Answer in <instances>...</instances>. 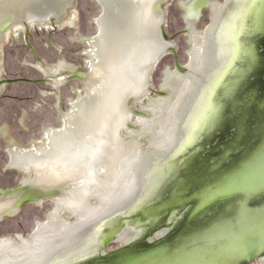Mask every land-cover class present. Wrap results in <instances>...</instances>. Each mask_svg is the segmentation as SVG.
<instances>
[{
    "label": "rangeland",
    "instance_id": "obj_1",
    "mask_svg": "<svg viewBox=\"0 0 264 264\" xmlns=\"http://www.w3.org/2000/svg\"><path fill=\"white\" fill-rule=\"evenodd\" d=\"M182 1L187 0H167L163 5L165 17L160 33L164 39L166 53L160 58L154 74L150 76L151 85L148 92L142 99L134 101L135 113L130 123L134 128L139 129L137 126L140 120L139 114L147 109L150 113L143 114L147 117L145 120L151 123V127L147 129L153 130L156 134V144H165L172 140V147L165 154H162L163 146L158 147V153L149 162L146 170L145 162L150 158L147 155L139 156L136 151L132 156L116 158L113 161L114 169L118 172L116 178L110 181L106 177L97 184L108 189L109 195L107 199L101 200L104 203V214L103 211H98L96 214L101 217L106 216L105 211L112 205L113 208L118 206L119 209L117 211L111 209L116 213L109 214L108 218L86 229L84 234L89 236L87 240L83 239L76 245L72 243L73 245L70 246L73 247L56 252L50 260L46 259L44 262L40 259L42 262L40 264H70L95 254L104 224L116 217H131L137 213L136 211L143 209L171 177L167 178L173 167L172 160L188 147L179 158L180 176L171 180L166 185L164 193L152 204L158 203L156 206H159L161 205L159 202L166 197L161 203H169L173 199V185L179 182L183 174L185 182L182 187H178L181 193L190 190L191 192L187 193L191 195L205 189L213 178L222 172L225 163L244 151L252 140L260 119L264 120V112L256 111L260 108L259 105L261 106L260 101L264 99V30L251 32L246 37V43L254 49V57L244 56L246 52L243 46V38L251 28V18L257 16L261 19L264 14V0H214L221 8L217 12L219 16L224 11L216 28V38L224 37L228 32L231 39L229 41L227 36L226 50L210 76L207 67L199 71L189 69L179 75L176 73L178 69L173 51L176 52L179 65L183 69L190 65L191 53L199 54L201 57L203 55V48L196 49L192 43V34L186 22ZM63 9L64 15L61 16L62 21L59 24L50 25L49 22L35 25L29 32L23 24H19L7 31L3 38L0 37V192L19 189L23 181L31 177L7 169L9 152L13 146L8 138L3 137L1 130L9 129L10 135L20 146L30 148L33 143L40 141L48 130L61 129L64 126L65 115L72 110V103L77 101L86 89L84 75L92 72L86 55L91 50L90 43L100 33L98 20L104 14L103 6L98 0H72V3L65 5ZM216 10L212 12L208 9L202 14L196 24L200 34H204L211 25ZM146 12L147 10L138 13L133 24L136 30L133 38L136 41L137 51L157 45L159 42L157 18L149 17ZM8 17L10 16L4 9H0V25ZM223 41H226V37L222 38V44ZM215 48L217 46L212 45V49ZM256 60H258L257 65ZM41 62L44 65L39 64ZM60 63L64 64L63 69L59 72V76L54 75L52 72ZM66 66L71 67L72 72L80 75L83 80L71 78L72 76L64 71ZM168 69L177 76L172 78L166 87L171 95L165 100L169 104L163 110L159 106L162 100L159 96L168 97L169 92H162ZM230 75H232L228 82L230 87H227L220 97L223 110L219 114L216 100ZM45 76L53 81V88L58 90L60 105L57 94L52 93ZM59 78L65 80L60 88L55 87V81ZM213 95L214 105L213 110H210ZM191 97L195 99L190 103ZM212 119L216 120L213 126L202 132ZM160 120L164 122L156 133L154 127ZM142 144L145 151L152 149L146 141ZM228 150H231L229 157H224ZM129 159L131 162L134 160L133 164L129 165ZM99 171L106 174V167H102ZM56 199L41 205L27 204L15 217L0 219V241L15 238L18 234H23L27 238L36 229L38 223H48L49 220L46 218L48 212L55 208ZM95 207L97 205L93 204V208ZM176 207L179 206L173 209ZM194 207L196 203H192V208ZM219 210L220 206H214L197 217L195 224L207 221ZM92 211V215H95L94 210ZM164 214L157 215L152 222L146 221L140 225L136 233L126 230L119 240L123 243L133 240L132 246H146L156 240L158 234L164 232L172 235L180 228L184 218L180 213ZM73 219L68 213L63 217V221L68 222L70 226L78 224L77 221L70 223ZM143 219L145 218L141 215L140 220ZM81 229L82 226L64 229L56 237L74 241L75 237L79 239V232L82 236ZM121 242L115 240L105 250L98 251L93 255L94 257L83 263L102 256L104 252L110 253L121 248L123 246ZM30 250L31 247L21 244L14 246L0 255V264H21L19 260L25 262L32 256ZM253 264H264V257L263 260Z\"/></svg>",
    "mask_w": 264,
    "mask_h": 264
},
{
    "label": "bare ground",
    "instance_id": "obj_2",
    "mask_svg": "<svg viewBox=\"0 0 264 264\" xmlns=\"http://www.w3.org/2000/svg\"><path fill=\"white\" fill-rule=\"evenodd\" d=\"M98 1L104 9L103 16L98 20L100 33L90 43L91 50L86 55L92 72L84 75L86 89L83 95L72 103V110L65 115L64 126L61 129L48 130L45 136L33 143L30 148L20 146L17 140L10 135L9 129L1 130L3 137L8 138L13 146L9 152L7 169L31 177L23 181L21 189L0 192V216L12 218L14 213L24 205L42 204L57 198L55 200L57 207L51 215V223L41 224L39 232L33 235L34 238L45 241L40 248L47 247L51 238L61 233L63 229L70 228L61 220L60 213L63 210H69L76 214L78 222H84L89 212L85 211L84 207L81 208V205L92 208L88 193L92 190L94 197L99 201L108 198L109 190L93 182L94 166L106 167V174L100 173L102 174L99 176L100 180L108 177L112 181L116 178L117 173L114 170L113 161L118 154L126 152L130 145L129 141L133 139L132 136H127L120 130L131 117L130 110L133 109L134 101L145 96L149 78L154 74L160 57L164 53L162 40H159L157 45L147 47L142 51L133 50L135 41L133 36L136 32L133 24L137 14L148 10L152 3L154 5L152 9L156 15H159L160 6L166 0ZM70 3L72 0H0V9H4L10 16L0 25V30L7 23H13V27L18 24H27L30 29L35 25L49 23L52 19L58 20L64 15L63 7ZM182 7L186 12L188 25L193 29L196 49L203 48V60L201 55L192 53L189 66L194 71H199L208 67L213 58L212 45L218 19L211 23L204 34H199L193 23L198 21L208 9V0L183 1ZM156 21L158 22V19ZM6 32L0 34V37L3 38ZM58 65L52 72L54 75H57L64 66L62 63ZM187 71L189 70L185 67L179 72L186 73ZM67 73L72 76L71 78L83 80L78 74ZM175 76L171 71L165 75L167 82ZM64 81L63 78L57 79L55 87H62ZM213 98L214 95L211 99L210 110H213ZM168 104L169 102L165 100L159 102L163 110ZM139 125L146 128L151 127V123L145 119H140ZM185 151L186 149L172 160L173 167L167 178L174 174L176 160ZM230 151L228 150L224 157L229 156ZM183 175L174 186L173 199L169 203L156 206L158 209L153 214L154 216L165 211L160 209L161 206L166 207L170 204V209L179 206L177 203L181 199V191L176 192V189L183 186L185 182ZM245 176L243 181L246 183L249 181L264 182V164L260 168L251 170ZM220 181L223 180L220 179L217 182ZM74 184V197L72 199L62 197L66 195L68 187ZM203 190L191 194L188 202L197 205L198 194ZM148 210L142 209L139 214L146 218ZM117 218L106 222L101 233L106 225ZM258 240L260 243L258 246L263 245L264 234L262 232ZM14 241L13 239L1 240L0 255L11 250L14 247ZM76 261L79 260L70 264Z\"/></svg>",
    "mask_w": 264,
    "mask_h": 264
},
{
    "label": "water",
    "instance_id": "obj_3",
    "mask_svg": "<svg viewBox=\"0 0 264 264\" xmlns=\"http://www.w3.org/2000/svg\"><path fill=\"white\" fill-rule=\"evenodd\" d=\"M61 21L62 18L59 21L52 19L50 25L59 24ZM250 25L249 32L243 38V46L246 52L244 56L254 57V49L246 43V37L251 32L264 30V14L261 19L253 16ZM23 26L29 32L30 29L27 24H23ZM12 27L13 23L4 24L0 34L9 31ZM173 52L176 56L177 69L183 71L177 60L176 52ZM255 62L257 65L258 60ZM231 76L225 81L216 100L219 114L223 110L220 97L227 87H230L228 82ZM259 104L257 106L259 105L260 108L256 111L264 112V99ZM215 121L212 119L202 132L210 129ZM255 130L252 140L246 145L244 151L238 157L236 156L225 163L222 172L214 177L212 182L198 194L196 207L192 208V202H188L190 195L187 192L190 190L181 193V199L177 203L179 207L172 210L170 204L166 207H160L162 211L165 210L164 213L166 214L162 213L164 215L170 212L175 215L180 213L184 218L180 228L172 235L164 232L158 234L157 239L149 242L146 246H132L133 240L128 243L119 240L126 230L136 233L140 225L146 221L152 222V219L157 216L153 214L157 212L158 207L156 208V205L158 203H152L164 193L166 185L171 180L180 176L179 158L181 155L176 160L177 165L174 174L162 185L153 199L143 207V210L149 209L148 211H150V213L146 212V218L140 220L141 215L139 213L142 211L140 209L131 217H120L106 225L99 237L96 253L105 250L115 240L121 242L123 246L110 253L104 252L102 256L90 262L83 263L94 257L93 255L96 253L73 264H253L258 260H263L264 243L258 246L260 245L258 239L261 232L264 234V182L249 181L246 183L243 181L245 175L249 174L251 170L260 168L264 164V120L260 119ZM257 143L259 145H256ZM220 179L223 181L217 182ZM176 192L180 191L176 189ZM166 198L161 202L165 201ZM161 202L159 204H163ZM217 205L220 206L217 214L207 221L195 224L197 217ZM244 209L245 215L243 216ZM106 231L109 232L104 234Z\"/></svg>",
    "mask_w": 264,
    "mask_h": 264
},
{
    "label": "flooded vegetation",
    "instance_id": "obj_4",
    "mask_svg": "<svg viewBox=\"0 0 264 264\" xmlns=\"http://www.w3.org/2000/svg\"><path fill=\"white\" fill-rule=\"evenodd\" d=\"M167 1V0H166ZM165 1V2H166ZM164 2V3H165ZM183 2V1H182ZM164 3L163 4H161V6H160V13H159V15H156L155 14V11L152 9V5H153V3L150 5V7L148 8V10H147V14H149V17H155V18H157L158 19V29H159V31H157V36H158V41L159 40H162V42H163V45H164V53L162 54V56L161 57H163V56H165V53H166V47H165V43H164V39L162 38V36H161V33H160V31H161V25L163 24V22H164V17H165V15H164V12H163V5H164ZM208 5H209V7H208V9H210V10H212V12L214 11V10H216V12H215V15H214V17H213V21L215 22L217 19H218V22H219V20L220 19H222V17H223V12L220 14V16H219V13H217L219 10H221V8H220V5L218 4V3H215L214 2V0H208ZM154 6V5H153ZM207 9V10H208ZM141 12V11H140ZM139 12V13H140ZM160 18H159V17ZM219 16V17H218ZM148 17V16H147ZM200 19H201V17L198 19V21H195L194 23H193V26L195 25V27H196V24L200 21ZM186 22H187V25H188V21L186 20ZM3 23V22H2ZM1 23V24H2ZM189 26V29H190V32H191V34H192V40L194 39V33H193V29H192V27L190 26V25H188ZM31 28V27H30ZM207 30V29H206ZM196 31L199 33V31L197 30V28H196ZM216 31L217 30H215V34H216ZM206 31H204V33H205ZM200 34V33H199ZM227 36H228V32L226 33V36H224V37H220V38H216V35H215V38H214V44H213V47L215 46H217V48H215V50H213V58H212V60H211V62H210V64L208 65V67L206 68L207 69V72H208V74H209V76L213 73V71H214V66L216 65V63L218 62V60L223 56V54H224V52H225V46H226V44L228 43V39H227ZM226 37V41H223L224 43L222 44V38H225ZM228 38H229V41H230V39H231V36H228ZM1 42V41H0ZM192 43H193V45L195 46V44H194V41H192ZM170 45V44H169ZM170 47H171V45H170ZM133 50H136V41H134V43H133ZM160 57V58H161ZM191 59H192V53H191ZM190 63H191V60H190ZM158 66V65H157ZM190 66V65H189ZM186 67V68H188V70L190 69V70H193V69H191L190 67ZM157 68V67H156ZM63 69V68H62ZM60 71H62V70H60ZM64 71L66 72H70V74H73L74 72H72V68L71 67H68V66H66V67H64ZM168 71H171V69H168L167 70V72ZM194 71V70H193ZM155 72V71H154ZM172 72V71H171ZM173 73V72H172ZM176 73H177V75H179V74H183V73H181V72H179L178 70L176 71ZM59 74V73H58ZM57 74V75H58ZM176 75V74H175ZM176 75V76H177ZM175 76V77H176ZM174 78V77H173ZM171 81V79L170 80H168V82H167V80L165 79V81H164V88H162V92H169L168 93V97H164V95H160L159 96V99H162V100H166L167 98H169V96L171 95L170 94V91L168 90V88H166V87H168V83ZM66 83V82H65ZM151 83V80H150V78H149V81H148V83H147V85H146V90H145V94L148 92V90H149V87H150V84ZM144 94V95H145ZM193 99H195V97H191V99H190V103L192 102V100ZM133 105H134V103H133ZM131 111V117L126 121V123H125V125L121 128V130L120 131H122L125 135H127V136H132L133 137V139L131 140V141H129V143H130V145H129V147H128V149L126 150V152H124V153H121V155H119L118 154V156L116 157V158H125V157H129V156H132L133 155V153L134 152H136L137 151V154L139 155V156H145V155H147L148 157H150L148 160H147V162H145V170L147 169V167H148V165H149V162L154 158V155H156L158 152H157V148L158 147H160V146H163V147H161V149H163V152H162V154H165L166 152H167V150H169L171 147H172V145H173V141L171 140V141H168V142H165V144H166V147L164 148V145L165 144H156V134H154L153 133V130H148L146 127H144L143 125L141 126V125H139V124H137V126L139 127V129H136V128H134L130 123H131V121H132V118H133V115H134V109H132V110H130ZM145 112H149L150 113V111H148L147 109L146 110H142L141 111V113L139 114V117L138 118H140V119H146L147 117L143 114V113H145ZM138 122V121H137ZM160 122H161V120H160ZM158 123L153 129L156 131V130H158L160 127H161V124L164 122V121H162L161 123ZM129 126H131L130 127V129H129ZM156 133H157V131H156ZM143 141H146V143H149L151 146H152V149L151 150H147V151H145L144 150V148H143V144H142V142ZM169 143V144H168ZM172 143V144H171ZM33 146V145H32ZM31 146V147H32ZM165 150V151H164ZM151 156H152V158H151ZM133 159V158H132ZM130 160V159H129ZM133 162H134V160L131 162V160H130V163H129V165H131V164H133ZM141 162V161H140ZM102 168V166H94V170H93V172H94V175H93V182H94V184H98L99 182H101L102 180H100V178H99V176H101L102 174H100V169ZM114 168H115V164H114ZM115 170V169H114ZM105 171V170H104ZM115 172H116V170H115ZM143 172V171H142ZM117 174H118V172H116ZM103 174H105V173H103ZM116 174V175H117ZM96 182V183H95ZM101 186V185H100ZM22 187H23V185H22ZM22 187H20L19 189H21ZM74 189H75V184L74 185H71V186H69L68 187V189H67V191H66V195H64V196H62V197H67V198H69V199H72L73 197H74V194H73V191H74ZM89 196H88V200L90 201V203H91V205H92V208H88V207H86L85 205H81V206H83L84 208H85V211H87V210H90V211H92L93 210V204H95V205H97V207H95V210H94V214L95 215H92L93 214V211H92V213L89 211V215H88V217H86V221H84V222H78V219H77V217H76V214H71V212L69 211V210H63L61 213H60V217H61V220L63 221V217L66 215V213H68V214H70V215H72V218H74L73 220H70V223H74V221L76 222H78V224L77 225H75V226H70V224L68 223V222H66V221H63L64 222V224L66 225V224H68L69 225V229H73L74 227H81L82 226V229L80 230L81 231V234H82V236H80V232L78 233V236H79V239L77 238V237H75L74 238V241H71V240H67V238L66 239H64V240H61V239H57V237H56V235H55V237H53V238H51L50 239V242H49V244H48V246L47 247H44V248H40L41 247V244L43 243V242H45L43 239L42 240H40V239H36V238H34L33 237V235H35L37 232H39V230H40V225H41V223H38L37 224V226H36V229L26 238L25 237V235H23V234H18L15 238H7V239H13V240H15L14 242V245L13 246H17V245H24V246H26V247H31V252L33 253L32 254V256L31 257H29V258H27V260L25 261V262H21V260H19L20 262L19 263H21V264H40V263H42L41 261H40V259H42V261H44L45 262V260L46 259H51V257L56 253V252H58V251H61V250H64V249H66V248H70V247H73V246H70V245H73L74 243H75V245L76 244H78L80 241H82L83 239H85V240H87L88 238H89V236H87L86 235V233L84 234V232L86 231V229H88L89 227H91V226H93V225H95L96 223H98L99 221H101V220H103V219H106V218H108V216H110L109 214H111V213H116V211L119 209L118 208V206H116V208H113V205L112 206H110V207H108L107 209V211H105V213L107 214L106 216H103L102 215V217L101 216H99V214H96V212H98V211H103L102 213L104 214V203L103 202H101V201H99L98 199H96V197H94V192L91 190L89 193ZM110 197H112V196H110ZM96 199V200H95ZM96 202H95V201ZM34 204H36V203H34ZM43 204V203H42ZM99 204V205H98ZM32 205V204H31ZM37 205H41V204H37ZM25 206V205H24ZM23 207V206H22ZM22 207L19 209V210H17L15 213H14V215H13V217H15L16 215H18V213L20 212V210L22 209ZM57 207V201H55V208ZM55 208L51 211V212H48V215H47V218L46 219H48L49 221H48V223H51V215H52V213H53V211L55 210ZM87 209V210H86ZM111 209H115L116 211H111ZM110 211V212H109ZM66 212V213H65ZM65 213V214H64ZM3 216L4 215H2V216H0V219H6V218H3ZM95 216V217H94ZM99 216V217H98ZM48 223H43V224H48ZM42 224V225H43ZM64 228H65V226H64ZM64 230V229H63ZM3 240V239H2ZM88 242H90L89 240H88ZM73 243V244H72ZM88 245V244H87ZM87 245H85V247L87 246ZM14 248V247H13ZM8 252V251H7ZM20 256H22L21 254H20ZM34 258H37L38 260H35ZM33 259V260H32Z\"/></svg>",
    "mask_w": 264,
    "mask_h": 264
},
{
    "label": "crops",
    "instance_id": "obj_5",
    "mask_svg": "<svg viewBox=\"0 0 264 264\" xmlns=\"http://www.w3.org/2000/svg\"><path fill=\"white\" fill-rule=\"evenodd\" d=\"M39 64H41V65H44L42 62L41 63H39ZM63 75H64V72L62 73ZM44 75V74H43ZM61 75V74H60ZM59 76V75H58ZM62 76V75H61ZM46 78H47V81H48V83H47V85L48 86H51V91H52V93H55V94H57V89H55V88H53V86H52V80L51 79H49V77H47V76H45ZM54 97H56V95H54ZM57 99H58V105H60L59 104V100H60V97L58 96V94H57Z\"/></svg>",
    "mask_w": 264,
    "mask_h": 264
}]
</instances>
